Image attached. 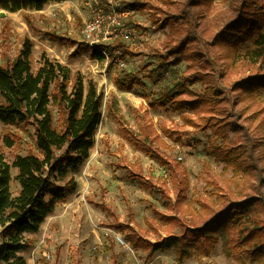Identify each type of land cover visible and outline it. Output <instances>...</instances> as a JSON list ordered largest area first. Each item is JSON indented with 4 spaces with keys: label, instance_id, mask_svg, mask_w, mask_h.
Returning <instances> with one entry per match:
<instances>
[{
    "label": "rangeland",
    "instance_id": "obj_1",
    "mask_svg": "<svg viewBox=\"0 0 264 264\" xmlns=\"http://www.w3.org/2000/svg\"><path fill=\"white\" fill-rule=\"evenodd\" d=\"M137 1L135 10L120 9L124 2ZM247 1L69 0L49 3L40 11L0 10V64L30 48L34 70L43 54L56 58L73 75L80 72L86 87L94 82L102 98L103 118L90 157L71 174L78 189L58 204L38 232L26 234L30 246L19 255L27 264H256L245 245L231 248L229 255L223 238L215 241L210 255L182 261L173 250L150 256L143 248L145 239L182 232L172 217L202 225L231 202L264 194V87L238 97L232 85L263 74L264 59H249L251 41L217 43L219 32ZM174 13L188 19L195 36L181 54L169 50L172 23H182L170 22ZM97 18L111 32L107 39L101 35L99 43L109 55L105 60L93 56V37L83 31ZM127 32L129 38L124 37ZM205 55L211 62L201 68L198 61ZM200 73L219 83V91L204 105L192 102L207 92L208 77L201 80ZM226 99L242 115L217 136L216 127L227 121L219 114ZM246 131L257 142L250 160L241 149ZM138 139L155 152L143 150ZM0 147L11 164L18 154L38 153L31 125L0 121ZM234 160L252 166L244 168L242 162L235 167ZM17 173L13 167L15 194L20 190ZM176 175L185 181L184 199Z\"/></svg>",
    "mask_w": 264,
    "mask_h": 264
},
{
    "label": "trees",
    "instance_id": "obj_2",
    "mask_svg": "<svg viewBox=\"0 0 264 264\" xmlns=\"http://www.w3.org/2000/svg\"><path fill=\"white\" fill-rule=\"evenodd\" d=\"M63 1L67 0H0V10L40 11L51 2ZM138 3L139 1L124 2L120 9L135 10ZM174 15L175 17H170V22L182 23H172L173 30L168 39V42L172 40L169 50L181 54L195 36L188 25V19L182 13ZM217 40L220 45L251 41L249 59L253 62L263 60L264 0L247 1L246 5L241 7L238 17L219 32ZM30 54L31 49L25 48L13 60L0 64V121L31 125L38 149V153L16 155L11 164L0 147V261L5 264H27L26 259L19 255L20 251L30 246L26 234L38 232L58 204L77 191L78 182L71 174L89 159L97 129L103 118L102 98L94 82L91 81L86 87L80 72L73 75L68 65L46 54H43L39 66L34 70ZM92 54L99 60L106 58L99 48H93ZM198 62L199 66L204 68L206 64H210L211 59L205 55L201 56ZM261 72L263 71L232 84L234 91L239 93L238 97L243 96L242 93L252 94L255 89L264 87V73ZM200 74L198 77L201 80L208 77L207 92L192 102L200 101L199 105H204L209 101L207 97L219 91V83L215 79L210 80L205 73ZM119 84L125 87L126 83ZM224 91L226 92L225 89ZM234 104L226 99V106L219 111L227 121L216 127L217 136L223 128L232 123L231 120L236 123L241 117V108H236ZM246 138L247 142L241 146V149L244 148L242 155L250 160L255 154L257 142L247 131ZM138 142L140 143L139 139ZM140 144L147 153L155 152L144 141ZM12 145L13 143L8 141V146ZM214 153L216 155V151ZM159 155L162 158V154ZM221 155L220 149L217 153L220 160L223 159ZM237 157L239 158V155ZM242 162L245 163L244 168L252 166L250 161L234 160L233 164L238 167ZM13 167L18 169L15 180L20 184V190L16 194L12 190ZM175 182L179 197L184 199L186 185L183 177L176 175ZM171 220L182 228V232L157 241L145 239L143 248L149 251L150 256L169 250L174 251L179 261L195 255L208 256L215 241L223 238L229 255L232 254L231 248L245 245L248 257L256 264H264L263 193L231 202L204 220L202 225L188 224L180 218L172 217ZM133 246H139L138 241H133Z\"/></svg>",
    "mask_w": 264,
    "mask_h": 264
},
{
    "label": "built area",
    "instance_id": "obj_3",
    "mask_svg": "<svg viewBox=\"0 0 264 264\" xmlns=\"http://www.w3.org/2000/svg\"><path fill=\"white\" fill-rule=\"evenodd\" d=\"M113 13H116V10L113 9ZM84 33H86L89 36H92V41H91V45L94 48H99L103 53H105L106 58L109 57L107 51L105 50V48H103L101 45H99L100 42H102L101 40V35L104 34V39L109 38L110 29L109 27H107L106 25H104V21L101 20L100 18L97 19H93L91 20L89 23H87L83 29ZM124 34V33H123ZM124 37L129 38V33H125ZM118 61H121V59H117ZM117 239L119 240V242L121 244H123L124 246H127V243L124 241V239L120 236L117 237ZM129 247V246H128Z\"/></svg>",
    "mask_w": 264,
    "mask_h": 264
},
{
    "label": "crops",
    "instance_id": "obj_4",
    "mask_svg": "<svg viewBox=\"0 0 264 264\" xmlns=\"http://www.w3.org/2000/svg\"><path fill=\"white\" fill-rule=\"evenodd\" d=\"M69 0L67 1H63V2H51V3H64V2H68Z\"/></svg>",
    "mask_w": 264,
    "mask_h": 264
},
{
    "label": "water",
    "instance_id": "obj_5",
    "mask_svg": "<svg viewBox=\"0 0 264 264\" xmlns=\"http://www.w3.org/2000/svg\"><path fill=\"white\" fill-rule=\"evenodd\" d=\"M2 13L4 14L5 13V10H2Z\"/></svg>",
    "mask_w": 264,
    "mask_h": 264
}]
</instances>
